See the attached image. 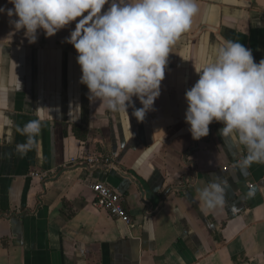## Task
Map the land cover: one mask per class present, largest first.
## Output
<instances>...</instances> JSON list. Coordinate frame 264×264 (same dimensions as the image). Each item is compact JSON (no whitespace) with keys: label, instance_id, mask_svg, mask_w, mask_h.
Here are the masks:
<instances>
[{"label":"crops","instance_id":"crops-1","mask_svg":"<svg viewBox=\"0 0 264 264\" xmlns=\"http://www.w3.org/2000/svg\"><path fill=\"white\" fill-rule=\"evenodd\" d=\"M198 5L143 122L131 106L128 116L90 101L65 42L76 22L30 44L0 13V264H264V165L240 175L233 163L242 150L217 135L221 124L196 141L185 123V92L224 40L264 59V0ZM12 7L0 0V9ZM37 119L35 145L20 155L18 128ZM90 157L102 159L78 165ZM213 173L231 187L226 204L209 211L197 194ZM98 181L122 195L131 225L95 205ZM250 185L258 190L248 198Z\"/></svg>","mask_w":264,"mask_h":264},{"label":"clouds","instance_id":"clouds-1","mask_svg":"<svg viewBox=\"0 0 264 264\" xmlns=\"http://www.w3.org/2000/svg\"><path fill=\"white\" fill-rule=\"evenodd\" d=\"M8 3L13 7L0 9V13L7 14L15 32L23 31L30 44L37 42L41 32L52 38L76 22L65 42L78 54L80 83L88 88L90 101H100V107L128 116L131 106L140 122L153 111L161 94L172 46L199 12L198 0ZM196 73L198 80L185 92V123L193 140L207 137L209 126L219 123L222 127L217 135L242 150L234 170L247 175L253 164L264 165V59L257 63L244 44L224 40ZM134 97L142 107L135 108ZM18 131L26 140L16 145V152L25 155L35 145L41 122L30 120ZM208 177L197 195L202 207L214 211L226 204L231 186L222 176L213 173ZM257 190V185H250L246 197H254Z\"/></svg>","mask_w":264,"mask_h":264},{"label":"built area","instance_id":"built-area-1","mask_svg":"<svg viewBox=\"0 0 264 264\" xmlns=\"http://www.w3.org/2000/svg\"><path fill=\"white\" fill-rule=\"evenodd\" d=\"M101 157H90L84 159V162L79 163L80 167L88 165L90 169H93L101 162ZM73 162H76L73 160ZM77 164V163H75ZM35 176L42 177V174L35 173ZM91 191L95 194V205L107 211L111 216L119 219L127 225H131L132 221L130 216L127 214L123 205V197L114 189L109 187L104 182H94L90 185Z\"/></svg>","mask_w":264,"mask_h":264},{"label":"trees","instance_id":"trees-1","mask_svg":"<svg viewBox=\"0 0 264 264\" xmlns=\"http://www.w3.org/2000/svg\"><path fill=\"white\" fill-rule=\"evenodd\" d=\"M74 133H75V136L79 139V140H85L86 139V131L84 128L82 127H75L74 128Z\"/></svg>","mask_w":264,"mask_h":264}]
</instances>
